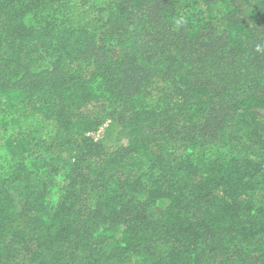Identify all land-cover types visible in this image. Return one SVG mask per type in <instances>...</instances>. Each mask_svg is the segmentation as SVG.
I'll use <instances>...</instances> for the list:
<instances>
[{"label":"trees","instance_id":"trees-1","mask_svg":"<svg viewBox=\"0 0 264 264\" xmlns=\"http://www.w3.org/2000/svg\"><path fill=\"white\" fill-rule=\"evenodd\" d=\"M0 264H264V0H0Z\"/></svg>","mask_w":264,"mask_h":264}]
</instances>
